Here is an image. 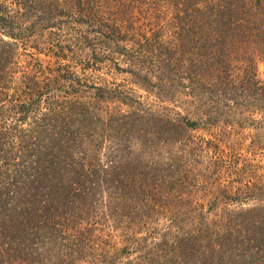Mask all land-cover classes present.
<instances>
[{
    "label": "trees",
    "instance_id": "1",
    "mask_svg": "<svg viewBox=\"0 0 264 264\" xmlns=\"http://www.w3.org/2000/svg\"><path fill=\"white\" fill-rule=\"evenodd\" d=\"M29 4H15L10 13L0 2V264H264L261 206L230 211L229 229L192 219L190 229L149 236L151 245L134 240L149 230L143 225L152 212L174 218L184 205L204 209L192 207L184 193L194 181L190 156L200 151L186 132L230 126V111L220 118L230 102L247 106L264 97L254 61L258 56L264 64V0ZM32 12L41 16L25 23ZM148 18L156 24L146 32L156 41L144 33L139 50L123 44L139 36V22ZM38 28L74 31L64 38L69 51L91 47L84 72L97 71L109 50L127 58V72L145 91L178 108L194 105L196 113L149 116L116 89L85 85L79 67L61 62L67 58L59 45L48 51L56 58L53 67L15 68L18 43L28 44ZM146 63L154 79L140 69ZM80 88L94 89V98L83 99ZM115 98L116 109H105ZM106 226L132 235L118 247L105 245L104 236L95 235Z\"/></svg>",
    "mask_w": 264,
    "mask_h": 264
},
{
    "label": "rangeland",
    "instance_id": "2",
    "mask_svg": "<svg viewBox=\"0 0 264 264\" xmlns=\"http://www.w3.org/2000/svg\"><path fill=\"white\" fill-rule=\"evenodd\" d=\"M1 1H4L8 11L12 13L17 10L15 4L19 7L30 5L29 3L32 0ZM150 9L152 10L153 8L150 7ZM154 13H158V10H154ZM30 15V18H27L25 23L39 18L41 13L32 12ZM155 15L157 17V14ZM156 19L158 20V17ZM155 24V19L148 18L145 22L141 19L139 22L141 27L139 36L132 38V41H124L123 44L130 49L139 50L140 43L144 44L146 41L143 37L144 33L148 36V41L153 43L156 40L154 38L151 40L149 33L146 31H150ZM69 31V29L58 30L50 28L42 30L38 28L37 34L34 33L30 37L28 44L25 41L18 43V53L13 62L14 67L20 70L28 66L30 70L34 71L36 62H39L42 63V66L51 68L56 64V58L48 54V51H57L55 45H59L64 47L66 51L65 57L67 58L61 62L65 65L79 67V73L81 74L78 77L86 79L87 84L85 85H107L112 89H116L117 92L121 93V98H124V101L142 109L149 116H168L171 118L175 111L180 112L182 115L186 113L193 115L196 113L194 105L185 108L180 106L178 108L179 104L175 106L170 102L159 100L153 93L145 91L135 82L137 78H133L127 72L131 68L127 58L118 56L109 50L103 52L106 57L104 62L108 61L103 64H97V71L91 69L84 72L81 68L88 67L84 65H86L87 59L91 56V47H84L80 50L76 48L71 51L67 50L64 46V38H68ZM75 35L76 33L72 31L69 39ZM168 38V35L164 34L160 37V41L166 43ZM68 44H70L69 41ZM151 48L154 50L153 46ZM158 50L161 53L159 48ZM148 52L147 50H142L143 54ZM254 61L257 79L260 85L264 87V64L258 59V56L254 57ZM140 69L142 71L146 70L144 73L147 74V77L154 79L150 77L151 70L148 67V63ZM16 77L17 75H14V78ZM80 90L82 91L80 95H82L83 99L90 101L94 98V89L88 88L84 91L80 88ZM258 90L261 89L258 88ZM257 96V104L250 103L247 106H241L232 105L230 102L231 106L224 108L225 114L221 115L220 118L227 117V113L230 111L231 119L237 120H233L234 124L230 122V126H228V122H225L217 127H204L186 132V137L190 136L192 138L191 145H199L200 151L190 156L193 160L188 166V171L194 181L184 188L186 191L184 193H187L190 197L189 204L192 207L193 203L203 204L204 209L201 210L202 212H193L194 210L189 209L187 205H184L183 209H175L176 211H173L174 218L172 215H168L167 218H161L158 216L163 214L156 216L152 212L150 214L151 218L143 225L149 226V230L143 232L144 229H142L143 233H137L134 240L143 238L146 239L145 243L151 245L152 240L149 242V236L155 238L157 237L155 233H159L161 235L159 239H163L162 235L168 234L175 228L190 229L192 219H195V224L199 223L202 225V220L206 219L211 226L212 224L218 227L226 225L224 228L229 229L230 226L228 225L233 219L231 214H229L230 211L255 208L257 206L264 207V97L260 98V96ZM115 99L107 100L104 103L105 109L108 111L116 109L115 107L118 106L116 105L117 99L119 98ZM134 100L138 101L140 105L134 103ZM119 107L123 110H128L125 104L119 103ZM235 194H238L241 197L240 199L243 197V200H233ZM255 196H260L262 200H253L252 197ZM246 198L247 200H245ZM151 228L153 229L151 230ZM131 233V230L122 228L113 231L106 226L104 230L98 231L95 236H104L105 245L115 244L118 247L122 242L127 243L132 235ZM123 259L125 260L124 257ZM124 260L121 259L119 261Z\"/></svg>",
    "mask_w": 264,
    "mask_h": 264
}]
</instances>
